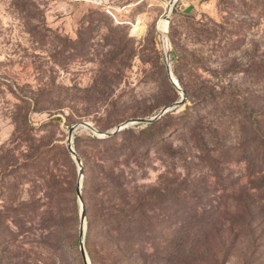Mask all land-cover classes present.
<instances>
[{
	"label": "rangeland",
	"instance_id": "rangeland-1",
	"mask_svg": "<svg viewBox=\"0 0 264 264\" xmlns=\"http://www.w3.org/2000/svg\"><path fill=\"white\" fill-rule=\"evenodd\" d=\"M171 1L0 0V242L11 264H78L76 190L82 199L85 138H99L72 135L79 179L70 127L106 134L182 95L145 137L147 155L118 168L132 198L148 199L130 216V264H264V0L176 2L167 41L180 92L157 33Z\"/></svg>",
	"mask_w": 264,
	"mask_h": 264
},
{
	"label": "trees",
	"instance_id": "trees-1",
	"mask_svg": "<svg viewBox=\"0 0 264 264\" xmlns=\"http://www.w3.org/2000/svg\"><path fill=\"white\" fill-rule=\"evenodd\" d=\"M159 124V121H156L137 125L105 139H96L91 135L85 138L89 142V151L83 161L85 192L82 194V200L86 204V246H92L87 249L90 264H104L106 260H109L110 264L135 262L132 258L133 247L127 245L124 239L131 235L130 216L133 210L137 211L139 217L143 216L148 199L144 189L132 198L118 168L122 166V162H137L147 155L143 147L146 144L145 137L155 133ZM125 136L128 138L119 141L120 137ZM166 136L161 135L158 142L165 140ZM74 149L76 153L79 152V137L75 138ZM64 153L66 154L65 151ZM60 184V181H54L55 194L60 193ZM247 216L246 226L252 218L251 214ZM55 220L53 226L56 225ZM98 237L101 240L99 243L96 241ZM12 251V245L0 242V264H11L14 258ZM57 254L59 253L54 252L55 256ZM76 254L78 264H82L80 255L78 252ZM27 259L28 256L23 257V260L14 264H32L27 263Z\"/></svg>",
	"mask_w": 264,
	"mask_h": 264
},
{
	"label": "water",
	"instance_id": "water-1",
	"mask_svg": "<svg viewBox=\"0 0 264 264\" xmlns=\"http://www.w3.org/2000/svg\"><path fill=\"white\" fill-rule=\"evenodd\" d=\"M178 0H175L172 3V8H171V12L172 9L174 7V5L176 4ZM170 12V15H171ZM170 17L168 19V23H169ZM157 33L158 36L160 38V44L162 47V51H163V56H164V62H165V70L168 76V79L171 83V85L177 90V91H181L178 83L176 82L175 78L172 75L171 72V67H170V50H169V45H168V41H167V30L164 34V36L162 37L161 34L158 32L157 29ZM183 101V95L181 97V99L174 103L173 105L169 106V107H165L163 108L160 112H158L156 115L150 117V118H144V119H136V120H131V121H127L124 122L120 125H118L113 131L103 134V133H99L96 130H94V128H92L91 125L87 124V123H80V124H76L72 127H70L69 131H68V141H67V149L68 152L70 153V155L73 157L74 161L76 162L77 166H78V176L79 179H81L82 176V169H81V162L80 159L78 158V156L76 155L75 151L73 150L72 146H71V138L72 135L74 133V131L80 127L90 130L94 133V135L99 138V139H105V138H109L112 137L118 133H120L121 131L128 129L134 125H147V124H151L153 122H155L156 120L160 119L161 117L165 116L166 114L174 111L178 106H180L182 104ZM76 194L78 196L80 205H81V213H80V232H79V252H80V256L82 259L83 264H90L89 260H88V256L85 252V247H84V237H85V216H84V211H83V206H82V199H81V193H80V183H78L77 185V190H76Z\"/></svg>",
	"mask_w": 264,
	"mask_h": 264
},
{
	"label": "bare ground",
	"instance_id": "bare-ground-1",
	"mask_svg": "<svg viewBox=\"0 0 264 264\" xmlns=\"http://www.w3.org/2000/svg\"><path fill=\"white\" fill-rule=\"evenodd\" d=\"M175 0H172L171 3H170V6H169V9L167 10L165 16L163 17L160 25L157 27L158 29V32L161 34V36L163 37L166 30H167V26H168V19L170 17V12H171V8H172V3L174 2Z\"/></svg>",
	"mask_w": 264,
	"mask_h": 264
},
{
	"label": "built area",
	"instance_id": "built-area-1",
	"mask_svg": "<svg viewBox=\"0 0 264 264\" xmlns=\"http://www.w3.org/2000/svg\"><path fill=\"white\" fill-rule=\"evenodd\" d=\"M188 1H191V0H188Z\"/></svg>",
	"mask_w": 264,
	"mask_h": 264
}]
</instances>
